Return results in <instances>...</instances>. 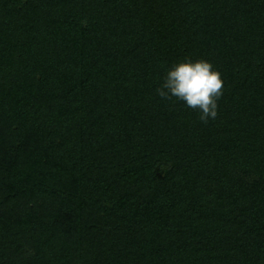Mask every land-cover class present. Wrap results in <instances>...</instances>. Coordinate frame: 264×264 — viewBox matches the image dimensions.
Segmentation results:
<instances>
[{
    "label": "trees",
    "instance_id": "obj_1",
    "mask_svg": "<svg viewBox=\"0 0 264 264\" xmlns=\"http://www.w3.org/2000/svg\"><path fill=\"white\" fill-rule=\"evenodd\" d=\"M0 264H264V0H0Z\"/></svg>",
    "mask_w": 264,
    "mask_h": 264
},
{
    "label": "clouds",
    "instance_id": "obj_2",
    "mask_svg": "<svg viewBox=\"0 0 264 264\" xmlns=\"http://www.w3.org/2000/svg\"><path fill=\"white\" fill-rule=\"evenodd\" d=\"M222 73L206 59L185 58L172 64L155 89L165 100L175 98L184 102L207 123L215 120L219 112V100L223 96Z\"/></svg>",
    "mask_w": 264,
    "mask_h": 264
}]
</instances>
